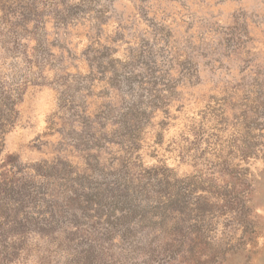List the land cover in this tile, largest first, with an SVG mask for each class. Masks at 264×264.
<instances>
[{"label": "rangeland", "instance_id": "374dc122", "mask_svg": "<svg viewBox=\"0 0 264 264\" xmlns=\"http://www.w3.org/2000/svg\"><path fill=\"white\" fill-rule=\"evenodd\" d=\"M164 170L186 203L140 220L148 188L112 238L68 220L7 264H264V0H0V222L24 183L100 215Z\"/></svg>", "mask_w": 264, "mask_h": 264}, {"label": "trees", "instance_id": "16d2710c", "mask_svg": "<svg viewBox=\"0 0 264 264\" xmlns=\"http://www.w3.org/2000/svg\"><path fill=\"white\" fill-rule=\"evenodd\" d=\"M153 178H155V181ZM132 182V179H127L125 176L121 177L114 182L117 188L113 189L111 194L107 196L110 200L108 203H99V200L97 199L96 205L101 209L100 215H97V209L93 211L94 214H90V200L98 194L95 193L91 196H84L83 201L85 205H82L81 203L78 204L81 216H77L75 212L65 214L64 211H66L65 208L69 206V201L59 205L50 200L52 195L48 194L46 184L33 182L28 185L24 183V185L21 186V200L19 201V211H23H21V218L14 217L13 219H5L3 222H0V264L9 263L12 258L22 252L23 247L27 244L26 239L31 232L38 231L40 234L49 236L50 234H54L56 229L61 227L68 220H70L73 225L78 224L74 233H79L81 230L85 232L90 230V228H93V225L82 227L81 223H79V219H84L91 215L100 218L105 214L107 217L106 220L109 224L105 228L103 237L107 240L112 238L114 227H119L124 224L127 218H129V213H133L132 218L136 217V212L138 211L135 209L136 205H134V202L139 199V196L143 195L144 192L145 194H148V188H151L157 193L158 199L152 208H144L139 211L141 212L140 220H145L147 218L146 212L152 213L151 218L159 214H162L163 216L170 205L176 202L186 203V198L191 193V189L187 188V186H174L175 188H172L173 185L169 181V174L166 170L160 175L157 173H149L148 176L138 180V184L134 189H131ZM121 187L123 190L122 192L118 190ZM79 197L80 196L76 193L74 199H78ZM159 209L161 210L160 213ZM117 211H120L121 216L114 218L113 215ZM1 220L2 219H0V221ZM8 224H10L11 227H8ZM8 230L10 231L9 233H12V242L10 243L7 242V239L9 238L8 235L5 234ZM173 230L174 228H171L170 230L172 235L170 239L176 241L178 236L174 234ZM80 237L82 240L80 243H86L90 240V237L85 233L80 235ZM121 237L125 242H131L129 241V238L132 237V234H130L129 228L123 230ZM196 244L192 247H195ZM90 247H92V245H90ZM92 255H94V250L86 251L84 258H90ZM84 264L88 263L84 262Z\"/></svg>", "mask_w": 264, "mask_h": 264}]
</instances>
